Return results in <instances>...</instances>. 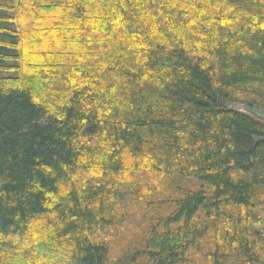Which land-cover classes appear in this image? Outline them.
<instances>
[{
	"label": "trees",
	"instance_id": "16d2710c",
	"mask_svg": "<svg viewBox=\"0 0 264 264\" xmlns=\"http://www.w3.org/2000/svg\"><path fill=\"white\" fill-rule=\"evenodd\" d=\"M0 264H264V0H0Z\"/></svg>",
	"mask_w": 264,
	"mask_h": 264
},
{
	"label": "rangeland",
	"instance_id": "374dc122",
	"mask_svg": "<svg viewBox=\"0 0 264 264\" xmlns=\"http://www.w3.org/2000/svg\"><path fill=\"white\" fill-rule=\"evenodd\" d=\"M12 73L0 72V76H8ZM229 107L235 109L243 114L249 115L254 118L264 120V106H261L257 103H248L243 101L231 102Z\"/></svg>",
	"mask_w": 264,
	"mask_h": 264
}]
</instances>
